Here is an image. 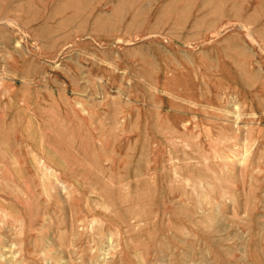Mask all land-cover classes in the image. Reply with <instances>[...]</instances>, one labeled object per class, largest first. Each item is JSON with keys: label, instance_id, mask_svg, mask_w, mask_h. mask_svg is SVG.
<instances>
[{"label": "rangeland", "instance_id": "374dc122", "mask_svg": "<svg viewBox=\"0 0 264 264\" xmlns=\"http://www.w3.org/2000/svg\"><path fill=\"white\" fill-rule=\"evenodd\" d=\"M0 264H264V0H0Z\"/></svg>", "mask_w": 264, "mask_h": 264}, {"label": "bare ground", "instance_id": "6f19581e", "mask_svg": "<svg viewBox=\"0 0 264 264\" xmlns=\"http://www.w3.org/2000/svg\"><path fill=\"white\" fill-rule=\"evenodd\" d=\"M241 163V162H240ZM63 188V187H62ZM65 194V193H64Z\"/></svg>", "mask_w": 264, "mask_h": 264}]
</instances>
